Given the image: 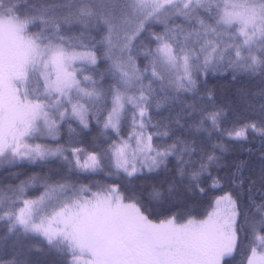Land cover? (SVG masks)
Returning a JSON list of instances; mask_svg holds the SVG:
<instances>
[{
	"label": "snow or ice",
	"instance_id": "obj_1",
	"mask_svg": "<svg viewBox=\"0 0 264 264\" xmlns=\"http://www.w3.org/2000/svg\"><path fill=\"white\" fill-rule=\"evenodd\" d=\"M0 264H264V0H0Z\"/></svg>",
	"mask_w": 264,
	"mask_h": 264
}]
</instances>
